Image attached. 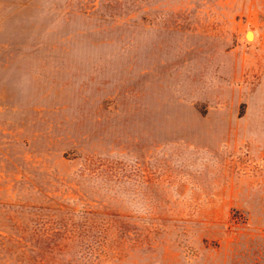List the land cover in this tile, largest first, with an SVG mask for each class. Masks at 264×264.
<instances>
[{"label": "rangeland", "instance_id": "374dc122", "mask_svg": "<svg viewBox=\"0 0 264 264\" xmlns=\"http://www.w3.org/2000/svg\"><path fill=\"white\" fill-rule=\"evenodd\" d=\"M0 264H264V0H0Z\"/></svg>", "mask_w": 264, "mask_h": 264}, {"label": "bare ground", "instance_id": "6f19581e", "mask_svg": "<svg viewBox=\"0 0 264 264\" xmlns=\"http://www.w3.org/2000/svg\"><path fill=\"white\" fill-rule=\"evenodd\" d=\"M247 38L250 39L252 37L251 33H247Z\"/></svg>", "mask_w": 264, "mask_h": 264}]
</instances>
